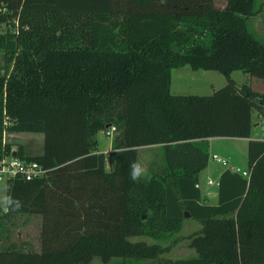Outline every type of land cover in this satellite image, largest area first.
Instances as JSON below:
<instances>
[{
  "label": "trees",
  "instance_id": "obj_1",
  "mask_svg": "<svg viewBox=\"0 0 264 264\" xmlns=\"http://www.w3.org/2000/svg\"><path fill=\"white\" fill-rule=\"evenodd\" d=\"M255 1L0 0V157L15 150L45 168L6 180L23 206L0 208V264H264V137L246 141L247 176L220 172L214 204L194 185L206 137H248L252 111L264 119V92L230 76L264 77V40L245 24ZM182 65L218 70L225 83L172 93ZM111 125L112 150L98 151L97 132ZM21 131L42 132V152L4 140ZM156 143L161 159L133 182L137 147ZM184 211L200 222L188 234L194 254L162 258ZM20 213L41 214L39 250L3 244Z\"/></svg>",
  "mask_w": 264,
  "mask_h": 264
},
{
  "label": "rangeland",
  "instance_id": "obj_2",
  "mask_svg": "<svg viewBox=\"0 0 264 264\" xmlns=\"http://www.w3.org/2000/svg\"><path fill=\"white\" fill-rule=\"evenodd\" d=\"M219 1L216 0V3ZM6 24H2V29H4ZM261 35L257 37L264 40V22ZM2 56L4 52L0 49V65H3ZM186 71H185V70ZM192 72V73H191ZM230 76L237 82L242 81L250 85L248 79L249 75L241 70H232ZM247 76V78H246ZM171 83H172V93H196V94H209L213 89L222 86L225 83L224 75L215 69H191L187 65H183L181 69L172 68L171 70ZM254 90L264 92V79L252 77L251 79ZM254 119V117H253ZM254 131L257 130L258 125L253 124ZM256 126V127H255ZM97 138L101 149L108 148L111 143V135H107L103 130L97 132ZM4 140L13 142L12 145L23 144L25 151L27 153L36 154L43 150V133L42 132H30L21 131L9 134L6 132L4 134ZM231 139H225L223 137H215L211 139V146L213 151L216 152V156L219 158L228 157L230 161L233 162V166L239 168V173L246 175L247 173V160H246V147L240 144H235L230 141ZM242 144L243 141H241ZM155 149L148 151L147 148L137 149L138 157L140 163L148 168V154L155 152ZM225 151V152H223ZM208 166L201 171V178H203V186H208L212 190H216V172L217 166L220 164L209 155ZM215 160V161H214ZM106 167H109V161ZM206 175L213 180L211 184L205 182L207 178ZM6 196V181H0V200ZM200 228V222L193 217L183 216L181 222L180 230L175 234L176 240L172 243L171 247L160 254L162 258L170 257H182L194 254V249L188 245V234L196 231ZM40 229H41V214L32 213H20L13 217V221L8 224V230L6 231V236L3 237V244L15 243V247L20 248H34L39 250L40 248ZM133 240L144 239L147 242H155L157 239L148 235H132L130 236ZM167 243V242H164ZM121 258L118 256L111 257L108 261L101 259L99 255H94L88 264H118ZM126 264H153L150 259H140L133 260Z\"/></svg>",
  "mask_w": 264,
  "mask_h": 264
},
{
  "label": "crops",
  "instance_id": "obj_3",
  "mask_svg": "<svg viewBox=\"0 0 264 264\" xmlns=\"http://www.w3.org/2000/svg\"><path fill=\"white\" fill-rule=\"evenodd\" d=\"M217 1H219V2L216 3V0H212V4H213V6L215 8H221V7H223L224 4H225V2H226V0H217ZM255 5L257 6V9H258L257 12L254 13L253 15L248 16L245 19V24L247 26V29L251 32V34L254 35L255 37H257L258 35L263 34L262 33V30H263L262 28H263V22H264V0H256L255 1ZM182 66L175 67V68L181 69ZM252 77H255V76H249L248 79L250 81L249 83H250L251 87L254 88L253 85L251 84L252 83L251 82L252 81L251 80ZM246 78H247V76H246ZM257 78H263L264 79V77H257ZM170 90L172 91V83L170 84ZM253 117H254V119H253ZM251 120L253 121V124L254 125L257 124L258 127H257V130L254 131L253 126H251L250 133H249V136L248 137H227V136H209V137H206L207 147H208V159H207L206 165L204 167H202L198 171V173H197V181L195 182V183H197L196 187L199 189L201 201L203 203L214 204L216 202V199H217L216 190H212L208 186H203L202 185L203 178H201V171L203 169H205L208 166V164L210 163L209 162L210 161L209 160L210 152H211L212 158H214L220 164L219 166H217V172H216V176H215V178H216V181H215L216 185H217L218 175L220 174V172L223 169L226 168V165L222 164L221 161H219V160H217L215 158L217 151H213L212 150L211 139H213L215 137H223L225 139L226 138L227 139H231L230 141L231 142H234L235 144H238L239 143L240 144V147H242V145H244L246 147V141H247L248 138H263L264 137V133H262L261 130H260V125H261V123L264 122V119L262 117H260L258 114H256L255 111H252V113H251ZM13 133H15V132H9L10 135L13 134ZM241 141H243L244 144H242ZM111 142H112V135H111ZM98 145H99V142H98ZM160 146H161L160 143L149 144V145H140V146L137 147V149H139V148L140 149L147 148L148 151L151 150V149H155L154 150L155 152H153V153L150 152V154H148V156H147L148 157V161H149V165H150V163L152 162L153 159H161V147ZM15 147H16V144L15 145H12V148L13 149H15ZM111 150H112L111 143H110L109 147L108 148H105V149H101V148L98 147V151H103L105 153H107V152H109ZM223 152H225V151H223ZM28 154H31V153H28ZM225 157H226L225 160H226L227 164L228 165H232L233 162L230 161L227 156H225ZM107 164H108V161L106 162V166H107ZM149 165H148V167H149ZM206 177L207 178L205 179V182H206L207 179L212 180L207 175H206ZM212 182H213V180H212ZM211 183H208V184H211Z\"/></svg>",
  "mask_w": 264,
  "mask_h": 264
},
{
  "label": "built area",
  "instance_id": "obj_4",
  "mask_svg": "<svg viewBox=\"0 0 264 264\" xmlns=\"http://www.w3.org/2000/svg\"><path fill=\"white\" fill-rule=\"evenodd\" d=\"M115 130V126L111 125L106 128L104 131L107 135H112ZM260 130L264 133V122L260 125ZM215 158L222 162L230 169L240 172L239 168L233 165H228L225 159L215 156ZM45 168L36 160H24L16 156L15 154H7L0 157V181L7 180L12 177H22L24 179H31L34 177L41 176L44 174ZM248 175V170L246 175ZM207 183H211L212 180L207 179ZM197 183H195V186Z\"/></svg>",
  "mask_w": 264,
  "mask_h": 264
},
{
  "label": "clouds",
  "instance_id": "obj_5",
  "mask_svg": "<svg viewBox=\"0 0 264 264\" xmlns=\"http://www.w3.org/2000/svg\"><path fill=\"white\" fill-rule=\"evenodd\" d=\"M148 175V169L138 161H132L129 164V178L133 182H138L141 179H146ZM23 206L22 201L12 196H5L0 200V208L5 212L9 210H19Z\"/></svg>",
  "mask_w": 264,
  "mask_h": 264
},
{
  "label": "water",
  "instance_id": "obj_6",
  "mask_svg": "<svg viewBox=\"0 0 264 264\" xmlns=\"http://www.w3.org/2000/svg\"><path fill=\"white\" fill-rule=\"evenodd\" d=\"M12 154H15V150H13ZM183 215H184V216H188L189 213H188L187 211H184V212H183Z\"/></svg>",
  "mask_w": 264,
  "mask_h": 264
}]
</instances>
